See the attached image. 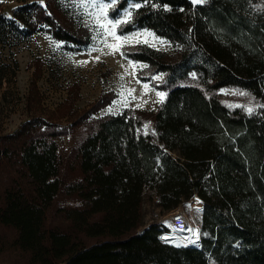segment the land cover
<instances>
[{"label":"trees","instance_id":"obj_1","mask_svg":"<svg viewBox=\"0 0 264 264\" xmlns=\"http://www.w3.org/2000/svg\"><path fill=\"white\" fill-rule=\"evenodd\" d=\"M133 1L142 6L120 32L148 28L175 46L174 54L145 44L124 51L163 73L155 134L141 133L143 118L130 109L91 120L76 149L82 175L64 186L56 138L68 128L40 118L21 127L0 140V160L18 174L5 187L0 224L17 231L29 264H264V110L230 108L216 94L235 87L264 101V0ZM64 15L57 0L32 1L0 16V26L82 45ZM62 190L80 204L59 209L67 229L47 228ZM195 194L204 202L200 246L164 240L161 223L138 233L147 197L167 212ZM183 215L190 236L167 239L198 241L200 225Z\"/></svg>","mask_w":264,"mask_h":264},{"label":"rangeland","instance_id":"obj_2","mask_svg":"<svg viewBox=\"0 0 264 264\" xmlns=\"http://www.w3.org/2000/svg\"><path fill=\"white\" fill-rule=\"evenodd\" d=\"M32 1L43 5L46 2L0 0V16L7 21L21 6ZM117 1L57 0L69 22L66 23L83 42L79 46L58 40L46 31L28 35L8 22L5 29L0 26V140H10L9 137L21 127L35 125L37 118L52 123L49 129L67 127V133L56 138L62 157L60 178L64 186L82 175L77 165L76 149L91 120L130 109L136 114L140 113L143 118L139 131L154 135L152 116L167 94L159 86L163 82V73H154L147 63L128 58L124 51L145 44L174 54L175 46L148 28H135L124 33L119 30L124 23L112 28L108 23L110 20L129 21L135 9L132 5L139 3L130 0L116 17H112L110 10ZM101 3L111 5L106 13H101ZM127 12H131V15L126 16ZM109 31L115 36L109 35ZM116 36L122 38L117 40ZM216 94L230 108L246 112L264 110V101L240 88H221ZM98 100L99 107L95 104ZM81 116L82 121L74 120ZM30 119L31 123L27 124ZM25 122L27 125L23 126ZM17 175L12 161L0 160V205L5 187ZM65 193L62 190L48 209L47 228L60 227L65 230L69 227L70 222L64 219L59 209L79 205L80 202ZM194 197L199 196L195 194L178 207L187 213L196 226H201L204 202L199 197L202 205L198 207L191 202ZM143 209L146 214L145 226L165 221L163 218L175 210L162 212L156 200L148 197ZM189 236L190 233L180 237ZM16 237L14 228L0 224V264H29V252L16 246ZM168 241L191 245L180 239Z\"/></svg>","mask_w":264,"mask_h":264},{"label":"bare ground","instance_id":"obj_3","mask_svg":"<svg viewBox=\"0 0 264 264\" xmlns=\"http://www.w3.org/2000/svg\"><path fill=\"white\" fill-rule=\"evenodd\" d=\"M193 203H195L196 206L201 207V199L199 197H194L192 199ZM181 212V220L175 221L173 220L174 215L172 213L165 216L163 219L165 220L166 224L171 228V231L166 233L167 238H172L176 236H184L190 233V225L187 221V219L183 215V209L180 207L178 209Z\"/></svg>","mask_w":264,"mask_h":264},{"label":"snow or ice","instance_id":"obj_4","mask_svg":"<svg viewBox=\"0 0 264 264\" xmlns=\"http://www.w3.org/2000/svg\"><path fill=\"white\" fill-rule=\"evenodd\" d=\"M192 2H193V4H197V3H202L203 0H192ZM141 6H142V5H141L140 3H134V4L132 5L133 8H140ZM99 7H100V11H101V13L103 14V13H106V12H107L108 8L111 7V5H110V4H104V3H101V4L99 5ZM130 15H131V12H127V13H126V16H130ZM126 22H127L126 20H115V21L110 20L108 23L111 25L112 28H115L118 24L126 23ZM101 27H104V25H101ZM109 35H113V36H115V33L109 31ZM115 38H116L117 40H119V39H121L122 37L116 36ZM123 39L127 40L128 37H123ZM109 47H113V46L109 45ZM116 50H118V48H117ZM98 59H99V58L97 57V60H98ZM145 87H147V86L145 85ZM159 95H163V94H159ZM249 111H251V110H249Z\"/></svg>","mask_w":264,"mask_h":264},{"label":"built area","instance_id":"obj_5","mask_svg":"<svg viewBox=\"0 0 264 264\" xmlns=\"http://www.w3.org/2000/svg\"><path fill=\"white\" fill-rule=\"evenodd\" d=\"M179 209V207L178 208H176L175 210H173L171 213L174 215V218H173V220H175V221H179V220H181V212L178 210ZM156 223H162L163 225L165 224V226H168L167 224H166V222L165 221H160V222H156ZM168 228L171 230V228L168 226ZM200 228H201V226H200ZM201 232H200V230H199V238H198V241H193V242H190V244L191 245H195V244H201ZM162 238L164 239V240H169V239H167V237H166V233H164L163 235H162ZM178 244H182V243H178Z\"/></svg>","mask_w":264,"mask_h":264},{"label":"water","instance_id":"obj_6","mask_svg":"<svg viewBox=\"0 0 264 264\" xmlns=\"http://www.w3.org/2000/svg\"><path fill=\"white\" fill-rule=\"evenodd\" d=\"M147 226H149V225H147ZM147 226H144L142 229H140L139 231H138V233L141 231V230H143L144 228H146ZM200 232H202V227L200 228ZM137 233V234H138ZM201 237V236H200ZM64 264H66V263H64Z\"/></svg>","mask_w":264,"mask_h":264}]
</instances>
